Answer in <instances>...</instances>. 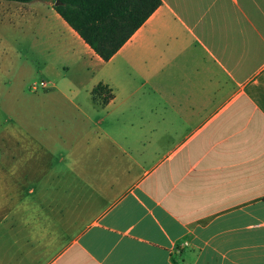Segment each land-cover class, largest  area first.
<instances>
[{"label":"crops","instance_id":"1","mask_svg":"<svg viewBox=\"0 0 264 264\" xmlns=\"http://www.w3.org/2000/svg\"><path fill=\"white\" fill-rule=\"evenodd\" d=\"M60 29L91 88L150 107L105 112L126 128L99 129L74 176L52 173L63 201L15 193L0 264H264V0H160L106 61ZM7 182L0 169V212Z\"/></svg>","mask_w":264,"mask_h":264},{"label":"rangeland","instance_id":"2","mask_svg":"<svg viewBox=\"0 0 264 264\" xmlns=\"http://www.w3.org/2000/svg\"><path fill=\"white\" fill-rule=\"evenodd\" d=\"M51 5L49 0H0V169L8 180L2 186L7 196L0 212L3 241L13 221L8 210L13 208L15 193L31 197L26 194L28 187L41 192L48 186L56 199L63 201L66 191L62 185L58 188L52 173L70 164V176H74L77 167L90 161L100 145L99 129L118 140L111 128H126V120L110 119L105 112L125 113L127 108L144 112L150 107L121 104L122 92L114 90L117 98L109 109L92 100L95 72L67 57L60 18ZM85 152L87 157H83ZM21 163L35 164L26 169L22 185L14 180L15 167ZM4 212L7 216L2 220ZM82 220L72 211V235Z\"/></svg>","mask_w":264,"mask_h":264},{"label":"trees","instance_id":"3","mask_svg":"<svg viewBox=\"0 0 264 264\" xmlns=\"http://www.w3.org/2000/svg\"><path fill=\"white\" fill-rule=\"evenodd\" d=\"M28 2L30 0H6ZM54 12L103 61L122 45L160 4V0H49ZM58 1L57 4H54ZM93 101L105 104L111 90L96 83L90 90Z\"/></svg>","mask_w":264,"mask_h":264},{"label":"built area","instance_id":"4","mask_svg":"<svg viewBox=\"0 0 264 264\" xmlns=\"http://www.w3.org/2000/svg\"><path fill=\"white\" fill-rule=\"evenodd\" d=\"M40 84L43 86L44 85V83L43 82H40Z\"/></svg>","mask_w":264,"mask_h":264},{"label":"water","instance_id":"5","mask_svg":"<svg viewBox=\"0 0 264 264\" xmlns=\"http://www.w3.org/2000/svg\"><path fill=\"white\" fill-rule=\"evenodd\" d=\"M57 3H58V1H55V2H54V4H57Z\"/></svg>","mask_w":264,"mask_h":264}]
</instances>
